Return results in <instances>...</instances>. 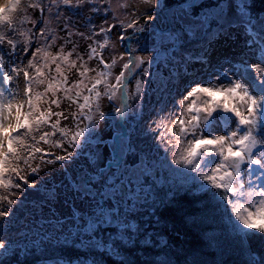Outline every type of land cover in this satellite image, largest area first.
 Segmentation results:
<instances>
[{"label": "rangeland", "instance_id": "1", "mask_svg": "<svg viewBox=\"0 0 264 264\" xmlns=\"http://www.w3.org/2000/svg\"><path fill=\"white\" fill-rule=\"evenodd\" d=\"M15 1L0 0V21L5 20L9 5L11 7ZM68 1L72 2L71 7L66 5ZM162 1L33 0L30 5L17 8L15 17L7 23L4 31H0V42L5 40V50L0 49V97L9 99V91L5 90L3 83L6 76L18 102L9 123L3 121L0 110V173L3 172L4 177L17 173L20 187L47 188L52 194L45 203L35 208L26 207L31 216L18 221L5 204L4 192L0 187V225L13 228L0 238V258L9 255L18 246L23 247L26 233L29 240H35V244H38L35 235L39 232L49 234L52 240L57 241L63 236H70L74 228H79L85 231L81 241L94 243L90 218L96 215L106 218L101 213L113 211L116 199L128 197L131 187L126 184H121L110 196L106 195L105 187L110 185L106 172L120 165L119 162L111 163L116 146L105 143L96 149L81 141L88 128L86 102L95 101L97 93L104 91L101 86L95 87L94 82L104 80L107 64L115 60L114 65L118 64L115 74L120 76L125 73L121 68L124 63H121L127 61L128 55L133 59L129 65L131 68L140 65V60L148 61L157 56L152 50L144 49L160 41L155 33L141 37L142 31L129 26L125 39H121V30L133 20L158 11ZM190 5L179 4L170 10L171 29L179 28L184 39L192 31L190 27L196 28L199 35L204 32L205 19L190 15ZM236 8V0H229V20L235 14L242 15V10L236 11ZM158 16L165 26L167 21L163 16ZM51 31H54V36H51ZM225 34L239 41L237 47L245 50L243 58L237 60L239 68L234 63L222 65L211 59L217 73L212 68L209 70L208 63L203 72L199 63L192 59L183 63L174 61L170 65L162 61L156 68L153 86L160 84V76L167 79L166 91L171 98L166 110L171 115L169 127L173 131L182 133L185 124L195 123L196 127L189 128L181 140V159H188L192 150L198 153L196 144L202 145L210 140V145L216 149L215 156L208 157L211 164L207 176L231 171L234 188L246 193L243 215L247 223H252L257 220L258 208L264 205V196H254L256 199L253 200V193L249 190L253 175L251 163L257 162L264 171V125L259 127V124L252 123L253 116L249 114L252 98L248 85L256 80L258 70L264 68L263 45L248 31L247 26H233ZM207 45L211 46L209 43ZM172 46L166 45L167 48ZM39 66L43 69L41 80L39 85L34 81L33 84L41 94L37 105L34 102L32 106L29 99L32 90L26 83L30 77L38 74ZM126 76L121 84H129L132 94L133 71ZM198 93L199 103H203L200 115L193 110ZM124 95L123 91L121 104L125 101ZM211 95L219 96L231 106V118L226 119L228 124L217 113L212 115L217 109L211 102ZM116 97L118 100L119 95ZM118 101L114 105L103 98V112L120 111L122 105ZM149 102L150 106H154L153 97ZM62 105L68 107L69 114L61 110ZM156 118L152 112L146 119L151 128L155 127ZM61 119L65 120L64 125L60 123ZM106 123L107 135H102L104 141L113 139L117 127L125 129L123 116L113 123L110 118L102 119L99 125L102 132ZM14 128L17 130L12 132ZM247 130L252 132V143L248 148L240 149L242 141L239 136ZM18 142L25 146L17 148ZM254 146L260 147L261 151L256 152ZM143 170V164L133 169L135 174H141ZM130 203L128 201L127 206ZM33 213H37V217ZM78 214L84 215L82 223H78ZM118 216L115 213V222L124 227L132 226L130 220ZM116 238L122 239L121 235ZM95 245L100 246L101 243ZM110 251L119 255L114 248ZM45 264L69 262L57 257Z\"/></svg>", "mask_w": 264, "mask_h": 264}, {"label": "trees", "instance_id": "2", "mask_svg": "<svg viewBox=\"0 0 264 264\" xmlns=\"http://www.w3.org/2000/svg\"><path fill=\"white\" fill-rule=\"evenodd\" d=\"M177 1L194 2L195 0H163L161 4L163 11L171 8ZM222 1L223 10L221 12L226 15L227 3L225 0ZM239 1L244 12V14L242 12V17L246 21L241 17L233 19L252 22L256 29L262 28L264 32V0ZM202 2L199 1L194 7L197 13L205 12L207 7L220 5L219 0H209L208 4H202ZM71 3L68 1L66 5H71ZM168 14L170 15V11ZM223 21L218 26L212 27L213 32L226 27ZM142 22L143 19L139 20L138 24ZM51 36H54V31H51ZM162 54L166 55V52ZM42 71L43 69L39 66L36 75L37 82L40 81ZM109 79L111 80V77L99 83L104 84L107 94L111 97L117 92V87L111 85ZM142 79L144 78H140L138 88L142 86ZM253 88L255 105L264 108V68L259 70ZM142 90L146 88L143 87ZM37 95L35 101L39 99L40 95ZM138 97L139 94L135 97L137 104ZM209 97L217 111L221 110L226 114L232 110L231 106L225 104L219 96L217 99H213L212 95ZM158 100L157 109H155L158 115V131L145 130L142 127V141L135 140L133 137L124 141L128 147V156L118 175L111 180L113 183L124 179L136 181L139 185L143 184L151 189L154 196V203L150 209V228L154 231L152 243L143 244L138 239L129 245L121 242L115 243L112 236L115 235L116 229L110 224H101L99 237L104 240L107 248H110V243H114L121 258L112 257L109 250L104 248L99 250L94 246H89L87 250H82L76 245L78 240L75 238L72 239L71 244L46 243L43 254L61 257L69 264H264V205L258 209L260 221L250 226L245 225L240 204L244 201L246 193L241 192L239 188H234L230 173H216L213 177L207 176L211 164L208 157L215 156L214 146L205 143L198 156L191 154L189 160L181 159V140L186 136L187 129L182 135L169 130V118L163 109L164 103L160 98ZM88 108L93 114L87 116L89 126L81 141L95 147L99 143L100 133L94 119L95 114L100 110V105L97 103L92 106L88 103ZM136 109L137 106L133 108L134 114L129 115L128 118L144 126V113H147L148 107L144 105V113L140 115L136 114ZM153 140L163 151L156 162L150 151L153 147ZM243 142L245 145L249 144V138ZM140 156H144L149 165L145 168V173L135 175L130 171V167L138 163ZM156 169L160 173L158 179L152 176V171ZM259 175L260 178L257 180L256 177ZM254 177L253 185L249 189L253 193L251 196L262 197L264 196V171L258 164H256ZM216 178L217 181H215ZM8 185L11 189L6 190L7 199L20 217L25 214L22 210L25 204L44 201L49 196V193L43 189L24 190L13 181H10ZM18 257L15 255L2 259L0 264H29L41 258V255H26L22 260Z\"/></svg>", "mask_w": 264, "mask_h": 264}, {"label": "bare ground", "instance_id": "3", "mask_svg": "<svg viewBox=\"0 0 264 264\" xmlns=\"http://www.w3.org/2000/svg\"><path fill=\"white\" fill-rule=\"evenodd\" d=\"M32 1L33 0H16L11 7L9 5L10 10L6 11L5 20L0 21V31H4L6 26H7V23L15 17L16 14H14V11L17 10V8L22 9L25 7V5H27V4L30 5L32 3ZM0 8H1V4H0ZM2 40L5 41L4 39H2ZM3 41H2V43L0 42V49H3V51H4L5 45H3V44L5 42H3ZM233 46L231 47V49H229V48L224 49L219 54L217 61L219 63H221L222 65H228V64L230 65V64L234 63V65L237 68H239V66L237 65V62H238L237 60L243 58L245 50L242 47H233ZM192 68H194V66H192ZM211 68H212L213 72L217 73L215 70L216 66L211 64L209 70H211ZM202 71L204 72V70H202ZM6 79H7V77H6ZM7 81H8V79H7ZM8 83L9 82H7V87L5 90L10 91L9 92V99L5 100L6 99L5 97H4L5 99L1 98L2 96L0 97V110L3 112V116H2V118L4 119L3 121L9 123L12 121L11 118H13L12 115L14 114V110H15L18 102H17L16 98L14 97V93L11 91L10 85H8ZM11 101H13V103H11ZM61 110L64 111V113L69 114V112L67 111L68 107L66 105H62ZM105 110L108 111L106 108H105ZM55 112H56V110L54 111V113ZM60 123H62L64 125L65 120L61 119ZM106 126H107V123L105 124V128H102L104 137H105V135H107ZM16 130H17V128H14L11 131L14 132ZM4 131H5V129H4ZM18 141H20V140H18ZM22 146H25V144L22 142H18V144H16L17 148H21ZM16 153L14 154V156H16ZM48 170L46 169V171H48Z\"/></svg>", "mask_w": 264, "mask_h": 264}]
</instances>
